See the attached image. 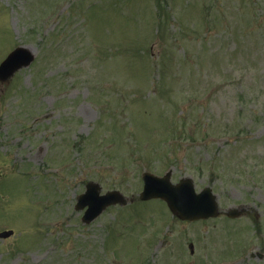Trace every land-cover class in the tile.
<instances>
[{
	"label": "rangeland",
	"instance_id": "obj_1",
	"mask_svg": "<svg viewBox=\"0 0 264 264\" xmlns=\"http://www.w3.org/2000/svg\"><path fill=\"white\" fill-rule=\"evenodd\" d=\"M16 47L35 59L0 81V264H264V0H0V63ZM146 171L222 215L141 202ZM91 181L128 203L84 224Z\"/></svg>",
	"mask_w": 264,
	"mask_h": 264
},
{
	"label": "water",
	"instance_id": "obj_2",
	"mask_svg": "<svg viewBox=\"0 0 264 264\" xmlns=\"http://www.w3.org/2000/svg\"><path fill=\"white\" fill-rule=\"evenodd\" d=\"M34 55L25 48H18L11 53L8 58L0 65V80L6 81L23 67H27L33 61ZM171 173L165 177H157L150 173L143 176L145 186L140 194L142 200L152 198H162L167 203L173 215L183 220H199L217 217L220 213L217 197L211 192L210 188H205L199 194L195 193V187L190 178L182 179L178 184L170 183ZM100 185L90 182L86 192L79 196L76 205L77 210L87 208L83 216L85 223H91L99 217L103 211L111 205L124 204V196L118 191H110L101 195ZM243 209H231L228 216L239 217ZM13 232L5 231L0 233L1 238L9 237Z\"/></svg>",
	"mask_w": 264,
	"mask_h": 264
},
{
	"label": "clouds",
	"instance_id": "obj_3",
	"mask_svg": "<svg viewBox=\"0 0 264 264\" xmlns=\"http://www.w3.org/2000/svg\"><path fill=\"white\" fill-rule=\"evenodd\" d=\"M23 203L25 204V205H27V200L25 199L24 201H23ZM18 205H14L13 207L15 208V207H17Z\"/></svg>",
	"mask_w": 264,
	"mask_h": 264
},
{
	"label": "flooded vegetation",
	"instance_id": "obj_4",
	"mask_svg": "<svg viewBox=\"0 0 264 264\" xmlns=\"http://www.w3.org/2000/svg\"><path fill=\"white\" fill-rule=\"evenodd\" d=\"M248 212V211H247Z\"/></svg>",
	"mask_w": 264,
	"mask_h": 264
}]
</instances>
